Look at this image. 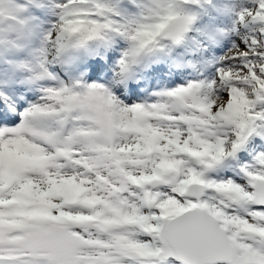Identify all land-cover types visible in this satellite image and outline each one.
<instances>
[{
  "label": "snow or ice",
  "instance_id": "6c2138e0",
  "mask_svg": "<svg viewBox=\"0 0 264 264\" xmlns=\"http://www.w3.org/2000/svg\"><path fill=\"white\" fill-rule=\"evenodd\" d=\"M0 264H264V0H0Z\"/></svg>",
  "mask_w": 264,
  "mask_h": 264
}]
</instances>
